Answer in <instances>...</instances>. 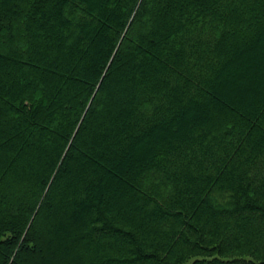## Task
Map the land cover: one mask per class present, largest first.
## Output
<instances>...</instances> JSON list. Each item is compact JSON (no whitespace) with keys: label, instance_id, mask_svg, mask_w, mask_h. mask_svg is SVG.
<instances>
[{"label":"trees","instance_id":"obj_1","mask_svg":"<svg viewBox=\"0 0 264 264\" xmlns=\"http://www.w3.org/2000/svg\"><path fill=\"white\" fill-rule=\"evenodd\" d=\"M0 264H264V0H0Z\"/></svg>","mask_w":264,"mask_h":264}]
</instances>
